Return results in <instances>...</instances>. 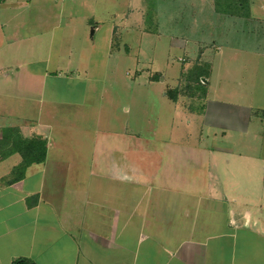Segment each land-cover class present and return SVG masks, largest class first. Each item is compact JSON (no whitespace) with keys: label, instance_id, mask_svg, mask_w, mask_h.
<instances>
[{"label":"crops","instance_id":"0c3cea01","mask_svg":"<svg viewBox=\"0 0 264 264\" xmlns=\"http://www.w3.org/2000/svg\"><path fill=\"white\" fill-rule=\"evenodd\" d=\"M222 1L0 0V264H264L263 110L246 89L201 110L134 91L157 60L264 56L250 0Z\"/></svg>","mask_w":264,"mask_h":264},{"label":"rangeland","instance_id":"374dc122","mask_svg":"<svg viewBox=\"0 0 264 264\" xmlns=\"http://www.w3.org/2000/svg\"><path fill=\"white\" fill-rule=\"evenodd\" d=\"M217 8L220 11H232L233 8L229 5H226L222 0H215ZM247 2V0H244ZM229 2H233L229 0ZM249 7H243L245 13L250 10L254 17L257 18L259 22L256 24H261L262 30H264V0H250ZM246 6V5H245ZM263 31L261 32V35ZM219 37V35H218ZM253 38H258L257 36H253ZM224 41V38L217 40ZM209 49V48H208ZM210 53L207 51L205 55H203L200 59V63H190L189 61L184 60H173L171 65H164L163 63H159L157 60V64H155L154 68L151 69L155 71V73L161 75L155 81L153 88L148 87L144 81H139L140 87L135 88V92H173L176 99L182 101L183 105L192 110L202 109L204 105L205 99L208 97L212 99L218 91V88L226 89L228 92H237V89H246V93H248V100L250 105H254V110L257 111L259 108L262 111H258L259 116L258 119L264 123L263 114H264V56H260L254 52H251L248 55L238 53L235 55L231 54L232 50H226V48L222 49V54L218 55L217 51L211 50ZM180 56L179 58H181ZM212 59L215 63V69L212 74H210V67L207 63H203ZM245 60V62L243 61ZM228 63L230 71V76L233 78H229L224 82L223 88L218 87L219 77L222 74V68L224 63ZM148 70L143 71V75L148 74ZM156 74V75H157ZM153 74L152 76H154ZM203 75L204 78L209 79V85H206L202 80H200ZM165 78L164 82H161V78ZM201 77V78H200ZM204 80V79H203ZM206 81V79H205ZM123 82H130L129 77H123ZM254 88L253 92H247L250 88ZM224 91V90H222ZM118 92H130L126 87L118 88ZM215 97H218L217 95ZM237 101L235 103H240V100H244L239 96L234 97ZM258 107V108H257ZM254 113V112H253ZM263 113V114H261ZM257 116L253 115L252 118H256ZM263 126V125H262Z\"/></svg>","mask_w":264,"mask_h":264},{"label":"trees","instance_id":"16d2710c","mask_svg":"<svg viewBox=\"0 0 264 264\" xmlns=\"http://www.w3.org/2000/svg\"><path fill=\"white\" fill-rule=\"evenodd\" d=\"M167 97L175 102L176 97L173 92H167ZM3 141H11V146L21 153L23 165L28 166L33 163H42L45 158V144L41 141L31 140L22 141L14 129H7L3 131ZM12 264H32L30 261L19 259Z\"/></svg>","mask_w":264,"mask_h":264}]
</instances>
